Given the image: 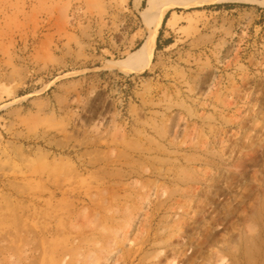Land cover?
Segmentation results:
<instances>
[{"label": "rangeland", "instance_id": "obj_1", "mask_svg": "<svg viewBox=\"0 0 264 264\" xmlns=\"http://www.w3.org/2000/svg\"><path fill=\"white\" fill-rule=\"evenodd\" d=\"M152 1L0 0V264H53L87 226L101 244L184 231L197 264L257 236L264 264V6L180 0L148 67L126 73Z\"/></svg>", "mask_w": 264, "mask_h": 264}, {"label": "bare ground", "instance_id": "obj_2", "mask_svg": "<svg viewBox=\"0 0 264 264\" xmlns=\"http://www.w3.org/2000/svg\"><path fill=\"white\" fill-rule=\"evenodd\" d=\"M181 4L182 3L180 0H153L148 7V14L150 15V18L145 20L147 24V35L144 42L135 52L130 54L125 61L117 63L114 66L126 73H136L147 68L150 64L154 51L158 31L162 25L166 13L170 8L179 6ZM259 4L264 6V0L259 1ZM213 80V76L208 77V81L205 83V92L209 90ZM170 122L171 123L167 134H169L168 137H171V140L165 150L168 152L169 149H173L171 151L178 152L179 150L181 151V149L177 144L174 143L177 137V132L175 130H178L175 129L177 126L176 119L174 118L173 120V118H171ZM160 149H162V147H160ZM200 153H202L205 160L213 158L212 148ZM210 162L211 160L205 161V163ZM222 162L228 164L229 157L225 154H222L215 164H222ZM191 163L192 162H188V165ZM217 176H211V178L214 182L219 184L221 181L217 179ZM169 181L175 183L174 180ZM193 181L196 182L197 180L194 179ZM199 183L200 181L198 180L196 184L199 185ZM177 193L178 190H174L173 193H170L169 198L173 197ZM216 193L217 190L215 189L214 191L211 190L208 193H205V195L209 194L210 198L207 199L210 201V199L213 200V197L216 195ZM191 195H193L192 198L196 200L197 196L200 195V192L197 190L184 191L179 194V197H191ZM151 196L152 191L148 194V197ZM156 205L157 204L154 206ZM159 208L161 207L158 206V209ZM201 209L204 210L205 208L202 207ZM194 213L196 215L198 214L197 208L194 209ZM180 218L182 221L185 220V217L183 216ZM200 220L201 217L196 220L192 219V222L196 226L200 224ZM188 221L191 220L189 219ZM178 224H181V222ZM86 228L88 230V235L83 239L75 237L72 240L68 252L61 253L53 264H197V255L200 254L198 251L199 249L196 250L198 244L191 243L190 237L184 236V231H182V234H184L183 236L186 238V242H183L184 239L181 241L182 234L180 236L177 235L178 239L172 240V236L168 237L164 233H155L153 230L147 231V228L145 231V236H143V238L137 242L131 241L130 237L132 233L130 234L124 231L125 233L123 236L118 238L120 235L114 231H111L114 233L115 237H110V240H105V242L102 241L101 244L99 237L97 236L96 238V231L98 232L99 229L97 230V227L95 226H87ZM133 228L134 231L137 230L136 227ZM212 229H214V225L211 226L209 231H212ZM101 231L99 233H102ZM117 234L118 236L116 238ZM203 234H208V236L210 235L209 232H204ZM102 240H104L103 237ZM205 241L207 244H209L207 239ZM251 242L258 244L259 238L257 236L255 238H249L246 234H241L239 236V243L236 248L230 247L229 245H222L220 249L217 250L227 258L225 263H222L221 261L223 258L217 259L215 252H211L208 258L201 264H253V261L255 260L254 250L257 251L258 247L256 246V249L251 246Z\"/></svg>", "mask_w": 264, "mask_h": 264}, {"label": "trees", "instance_id": "obj_3", "mask_svg": "<svg viewBox=\"0 0 264 264\" xmlns=\"http://www.w3.org/2000/svg\"><path fill=\"white\" fill-rule=\"evenodd\" d=\"M165 20V19H164ZM163 23H164V21H163Z\"/></svg>", "mask_w": 264, "mask_h": 264}]
</instances>
